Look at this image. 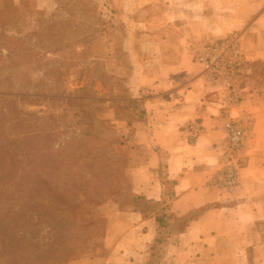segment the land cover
Instances as JSON below:
<instances>
[{
	"label": "crops",
	"instance_id": "obj_1",
	"mask_svg": "<svg viewBox=\"0 0 264 264\" xmlns=\"http://www.w3.org/2000/svg\"><path fill=\"white\" fill-rule=\"evenodd\" d=\"M142 22L150 35L140 43L156 48L150 60L158 64L135 71L133 98L143 100L145 112L133 130L124 121V146L132 157L133 191L169 207L174 229L159 264H264V75L255 69L264 63V0H165ZM230 34L240 36L249 72L237 103L190 52ZM247 112L254 123L241 154L240 185L226 198L213 184L227 140L224 124ZM111 208L108 255L70 264H147L158 210ZM182 222L185 229H176Z\"/></svg>",
	"mask_w": 264,
	"mask_h": 264
},
{
	"label": "rangeland",
	"instance_id": "obj_2",
	"mask_svg": "<svg viewBox=\"0 0 264 264\" xmlns=\"http://www.w3.org/2000/svg\"><path fill=\"white\" fill-rule=\"evenodd\" d=\"M45 2L30 0L28 7L19 4L17 14H11L12 1H0V185H13L15 172L45 167L44 157L56 158L67 141H86L90 133L98 136L96 149L104 154L108 185L119 183L127 189L122 202L129 199L132 185V157L124 146L129 128L124 121L133 130L137 116L145 112L143 100L128 98L139 84L136 77L132 85L133 76L139 67L141 72L158 64L150 60L156 48L140 43L150 35L142 21H151L165 0ZM101 26L106 30L97 40H79ZM192 48V59L198 63V48ZM255 67L257 76L264 75V63ZM248 74L243 67L239 87ZM92 96L95 101L89 99ZM116 201L110 198L92 207L87 218L102 221L92 226L87 253L66 264L108 255L106 213L111 206L126 207Z\"/></svg>",
	"mask_w": 264,
	"mask_h": 264
},
{
	"label": "trees",
	"instance_id": "obj_3",
	"mask_svg": "<svg viewBox=\"0 0 264 264\" xmlns=\"http://www.w3.org/2000/svg\"><path fill=\"white\" fill-rule=\"evenodd\" d=\"M11 1L9 13L17 14V5L28 7L30 0ZM92 29L95 34L88 31L79 40H97L106 30L104 26ZM73 33L70 31V38ZM89 99L96 100L93 96ZM86 136V141L82 137L78 143L67 141L54 159L44 157L45 167L15 172L13 185H0V264H66L87 253L94 236L92 226L102 221L87 217L93 206L110 198L126 206L123 209L140 210L145 215L158 210L157 237L149 248L147 264H159L174 229L168 220V205L145 199L133 191L132 185L130 194H126L129 199L121 202L127 189L119 183L108 185L104 154L96 149L98 136ZM186 225L182 222L176 229L183 230Z\"/></svg>",
	"mask_w": 264,
	"mask_h": 264
},
{
	"label": "built area",
	"instance_id": "obj_4",
	"mask_svg": "<svg viewBox=\"0 0 264 264\" xmlns=\"http://www.w3.org/2000/svg\"><path fill=\"white\" fill-rule=\"evenodd\" d=\"M244 55L238 34L206 41L197 54V61L209 79L223 81L225 97L236 103L241 99L237 82L243 75ZM253 123V116L248 112L226 117L224 129L227 140L220 149V167L213 177V184L226 198H230L240 185L241 154L246 148Z\"/></svg>",
	"mask_w": 264,
	"mask_h": 264
}]
</instances>
